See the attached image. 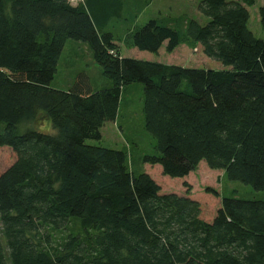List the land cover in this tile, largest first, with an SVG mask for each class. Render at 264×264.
I'll list each match as a JSON object with an SVG mask.
<instances>
[{
	"label": "trees",
	"instance_id": "1",
	"mask_svg": "<svg viewBox=\"0 0 264 264\" xmlns=\"http://www.w3.org/2000/svg\"><path fill=\"white\" fill-rule=\"evenodd\" d=\"M124 1L74 8L71 0H0V148L16 158L0 172V264H264V199L225 197L218 182L201 186L218 204L207 221L188 183L187 193L163 192L131 169L125 150L88 143L102 141L124 92L140 84L145 129L156 141L144 166L185 181L205 163L264 191V40L250 29L255 0H202L206 25L189 19L182 31L153 19L117 38L108 24ZM70 40L90 47L112 86L94 88L83 71L67 90L54 88ZM119 41L149 53L200 47L229 70L122 57ZM41 117L54 134H20L25 120ZM72 222L77 232L53 239Z\"/></svg>",
	"mask_w": 264,
	"mask_h": 264
},
{
	"label": "rangeland",
	"instance_id": "2",
	"mask_svg": "<svg viewBox=\"0 0 264 264\" xmlns=\"http://www.w3.org/2000/svg\"><path fill=\"white\" fill-rule=\"evenodd\" d=\"M73 4H83L85 0H71ZM202 0H125L118 11L119 19H113L111 27L117 38H123L129 30H124L123 26L138 27L145 26L150 20L159 19L162 22L184 31L189 19L197 20L201 25H206L209 18L202 14L199 5ZM239 1V0H236ZM264 0H255V5L249 8L251 14L250 29L254 35L264 40V25L262 21V10ZM121 17V19H120ZM122 17H127L128 22H122ZM121 36V37H120ZM122 40V39H121ZM121 42V41H120ZM120 55L126 58L160 62L169 65H177L187 68H201L212 70H229L221 62L208 58L202 49H191L186 45L180 46L173 53L166 50V46L159 53L142 52L136 48L130 49L124 46L120 49ZM87 72L93 81L96 89L112 86V81L105 78L102 68L94 60L90 47L81 42L68 41L59 62L58 72L53 83L54 88L67 90L72 85L74 79L80 72ZM71 84V85H70ZM143 86L133 84L129 86L122 95L119 118L114 123H108L102 130L103 138L100 142L89 141L91 145H97L115 150H125L129 156L131 169L135 172H146L150 174L163 192L187 193L188 188L185 182L191 185L193 198L200 201L206 210L203 218L207 221L213 220L214 210L218 204L216 198L205 191L201 186H217L219 183L220 192L225 197L238 199H264V191L257 192L252 186L240 182L230 181L220 171H214L202 163L198 174L190 176L183 181L164 176L162 167L147 166L142 164V158L148 154L155 153L156 141L154 137L145 129V117ZM38 130L47 134H54L49 120L45 117L25 120L19 127L20 134L26 130ZM16 158L10 148H0V172L10 167ZM205 168L218 178L212 177L210 172H204ZM220 172V173H219ZM79 226L77 222H72L68 229L53 231V239L59 241L70 232H77Z\"/></svg>",
	"mask_w": 264,
	"mask_h": 264
},
{
	"label": "crops",
	"instance_id": "3",
	"mask_svg": "<svg viewBox=\"0 0 264 264\" xmlns=\"http://www.w3.org/2000/svg\"><path fill=\"white\" fill-rule=\"evenodd\" d=\"M117 16H119V15H117ZM119 18V17H118ZM120 19H121V17H120ZM113 21V20H112ZM122 22H128V20H127V17H122ZM111 25V20H110V23L108 24V28L109 29H111L112 31H114L113 29H112V27L110 26ZM123 28H124V30H130V29H132L133 27H130V26H128V27H126L125 28V26H123ZM121 37V36H120ZM117 44L120 46V49H122L123 47H124V44L122 43V42H117ZM121 51V50H120ZM161 51V50H160ZM71 85V84H70ZM70 87V86H69ZM102 89V88H101ZM223 173V172H222Z\"/></svg>",
	"mask_w": 264,
	"mask_h": 264
},
{
	"label": "water",
	"instance_id": "4",
	"mask_svg": "<svg viewBox=\"0 0 264 264\" xmlns=\"http://www.w3.org/2000/svg\"><path fill=\"white\" fill-rule=\"evenodd\" d=\"M77 5H78V4H73V3H71V6L74 7V8H76Z\"/></svg>",
	"mask_w": 264,
	"mask_h": 264
},
{
	"label": "built area",
	"instance_id": "5",
	"mask_svg": "<svg viewBox=\"0 0 264 264\" xmlns=\"http://www.w3.org/2000/svg\"><path fill=\"white\" fill-rule=\"evenodd\" d=\"M73 3V2H72Z\"/></svg>",
	"mask_w": 264,
	"mask_h": 264
}]
</instances>
